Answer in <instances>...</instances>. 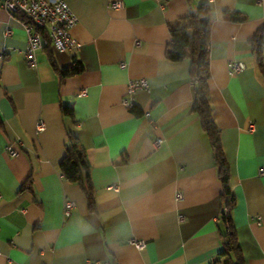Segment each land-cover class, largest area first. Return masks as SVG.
Here are the masks:
<instances>
[{"label":"crops","instance_id":"0c3cea01","mask_svg":"<svg viewBox=\"0 0 264 264\" xmlns=\"http://www.w3.org/2000/svg\"><path fill=\"white\" fill-rule=\"evenodd\" d=\"M66 2L81 47L48 45L35 67L22 15L0 11V264H227L223 188L194 111L191 62L167 57L172 29L205 2L210 103L231 169L233 231L245 263L264 264V73L254 51L264 0ZM75 60L83 71L65 78L52 64L68 70ZM233 63L245 69L232 74ZM142 79L150 91L126 108L128 84ZM71 135L88 158L92 199L60 170ZM67 201L75 204L69 217Z\"/></svg>","mask_w":264,"mask_h":264},{"label":"trees","instance_id":"16d2710c","mask_svg":"<svg viewBox=\"0 0 264 264\" xmlns=\"http://www.w3.org/2000/svg\"><path fill=\"white\" fill-rule=\"evenodd\" d=\"M191 2V0H188ZM22 20L30 22L21 16ZM212 24L211 6L209 2L203 3L199 11L190 14L184 18L181 25L171 31V45L167 57L172 62H182L189 60L191 62V75L196 81V99L194 111L198 115L203 131L207 134L211 146L215 151L218 176L222 184V200L227 213L221 217L222 223L228 231L224 235L222 256L226 257L227 264H246L238 241L237 233L233 231V223L230 216L231 209L234 206L235 198L231 188V169L226 159L222 146V140L219 128L214 121L212 106L210 103V70H209V48H210V30ZM263 39L254 41V51L258 59L259 68L264 73ZM52 46L49 45L48 48ZM55 70L60 72L62 78L75 76L83 71V67L78 60H75L74 66L68 70H59L55 62L52 63ZM63 116H73V110L64 108ZM70 144L66 150V155L60 164V170L64 178L70 182L84 185L83 172L89 178L90 165L85 151L80 146L78 139L71 135ZM84 185L85 192L89 199H92V189L89 181Z\"/></svg>","mask_w":264,"mask_h":264},{"label":"built area","instance_id":"2783aa9c","mask_svg":"<svg viewBox=\"0 0 264 264\" xmlns=\"http://www.w3.org/2000/svg\"><path fill=\"white\" fill-rule=\"evenodd\" d=\"M114 8H120L121 3H115ZM8 12L12 17L25 16L30 24L23 23L27 31V47L25 56L30 67L37 65V53L51 45L58 52H72L79 50L81 45L73 38L72 30L78 24V19L66 0H0V11ZM11 32H7L9 36ZM121 68L125 69L126 64H122ZM245 69L241 63H233L231 65V73H240ZM140 91H150L147 80L131 81L128 84L127 98L124 106L128 109L135 107V95ZM46 126L43 121L37 124V132L41 133ZM250 131H255V126L250 127ZM162 143L161 140L156 142L157 146ZM7 152L11 156H17L18 152L11 146L7 148ZM260 174H264V169L260 170ZM118 190V188H116ZM178 201L183 200V194H178ZM75 208V204L67 201L64 207V214L69 217ZM224 213H227L225 210ZM131 244L135 245L140 251L146 249V243L139 240H132ZM87 264H98L88 262Z\"/></svg>","mask_w":264,"mask_h":264}]
</instances>
